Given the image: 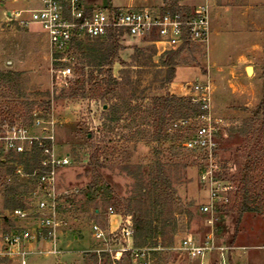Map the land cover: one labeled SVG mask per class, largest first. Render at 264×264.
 <instances>
[{"label":"rangeland","instance_id":"1","mask_svg":"<svg viewBox=\"0 0 264 264\" xmlns=\"http://www.w3.org/2000/svg\"><path fill=\"white\" fill-rule=\"evenodd\" d=\"M86 2L96 7L132 9H160L163 5V0ZM34 4V0H0V73L17 75L12 87L0 85V116L24 123L22 116L31 109L33 117L36 116L41 123L39 129H33L34 135H53L56 155L67 156L69 164L56 171L57 190L61 194L58 215L65 223L57 233V253L51 254L53 247L37 250L26 256V264H200V258L191 259L180 250L185 239H192L196 244L208 243L213 247L201 257L204 264H227V257L231 264L229 253L234 247L248 248L255 253L256 260L250 264H264L256 254L264 249V211L261 214H245L238 222L236 214L224 213L222 207H217L212 215L202 213L201 207L208 202V197L205 187L199 182L201 164L197 155L195 162L194 159L188 161L185 170L177 168L169 172L177 204L170 218L171 224L159 240L161 245L156 250H143V256L137 260L132 259L131 252L116 258L119 257L116 252L132 247L131 239L124 240L119 234L124 220L128 219L132 227L130 216L124 215V200L131 197L135 180L121 169L129 162L132 172L141 168L142 174H147V165L156 145L151 141L152 121L144 119V112L150 99L162 96L170 86L162 84L165 69L160 66L159 55L163 47H151L141 39H122L124 50L119 52L120 62L114 64L112 72L118 81L128 79L130 82V86L123 88L125 94L120 90L114 96H107L103 102L56 100L54 97L66 88H52L53 66L46 36L39 26L19 25L3 14L5 11L15 13L31 9ZM200 4L202 2L197 0H178V6L189 13ZM22 17L27 19L29 14L24 13ZM189 44L178 57L179 67L173 81L176 94L172 95L195 97V85L207 88L208 114L214 122H218L219 177L223 179L222 184L231 186L235 191L242 185L246 151H250H244L246 142L239 131L260 105L263 111L256 119V127L261 125L264 129V0L214 2L209 9L206 45ZM136 48L142 49L143 53H135ZM247 69H251L249 74ZM124 97L133 101V109L141 106V112L123 113L114 132L109 133L101 143V115L110 103ZM46 102L49 106L45 105ZM16 111H20L21 115ZM173 125L171 129L181 131ZM256 136V149L261 156L258 174L264 178V133H257ZM163 146L162 151H167L170 144ZM94 148L100 149L98 166L89 163ZM127 149L131 156L129 159V155L125 154ZM167 156L168 153L164 152L160 159L163 161ZM18 175L21 179L25 177L23 172ZM88 186L92 190L88 191ZM28 187L30 189L31 185ZM29 189L24 195L28 211L33 206L32 191L28 193ZM260 190L259 200L264 203V181ZM1 206L0 198V215L7 217L2 220L0 216L1 232L18 230L17 226H21L22 222L8 219L11 212H2ZM109 208L113 215L109 214ZM95 209H98V214L94 213ZM185 210L191 216L180 214ZM172 219L176 221L174 231ZM93 226L103 231L104 239H95ZM152 251L157 254L154 256ZM3 252L8 253L0 238V253ZM94 256L96 261L92 258ZM5 257L8 259L5 264H21L17 256Z\"/></svg>","mask_w":264,"mask_h":264},{"label":"built area","instance_id":"2","mask_svg":"<svg viewBox=\"0 0 264 264\" xmlns=\"http://www.w3.org/2000/svg\"><path fill=\"white\" fill-rule=\"evenodd\" d=\"M29 2L31 0H24ZM34 7L11 13L9 21L14 20L19 25H37L46 36L49 57L53 71L51 75L52 88H67L73 77L76 51L74 43L83 40L103 39L110 32H114L118 39H145L154 37L155 46L163 47L164 53L177 50L186 41L188 43L206 45L209 33V8L207 4L196 6L192 13L181 11L171 13L156 9H132L118 7H96L89 5L86 0H34ZM24 13L29 18L22 17ZM193 103H201V109L206 111L195 120L178 123L183 128L195 126L196 129L183 141L184 150L199 157L202 170L199 173V182L205 187L208 202L201 207L204 214L212 215L216 208L228 203V194L233 191L231 186L222 184L220 167L216 158L218 143V122H214L208 114L207 88L195 85ZM35 116V115H34ZM36 117V116H35ZM34 117V118H35ZM192 122H195L194 124ZM40 120L36 117L31 125L22 122H11L7 117L0 116V160L22 154H29L36 147L40 149L44 158L41 161V170L37 169L29 176L34 179L32 190L33 206L28 210L16 209L10 213L8 219L27 221L33 219L36 223L34 230H8L2 233L1 242L8 253H0V257L17 256L21 264H26L28 255L21 250V246L32 241H45L52 244L57 253L55 244L58 230L64 226L58 215L61 194L58 192L56 171L67 166L68 157L56 155L53 135L37 137L34 130L40 127ZM44 130V129H43ZM48 141L50 147L44 143ZM17 174H22L18 168ZM25 176V175H24ZM109 214H114L109 208ZM33 216V217H32ZM32 217V218H30ZM95 239L105 238L103 231L97 226L92 227ZM120 237L124 240L133 237V229L128 219L124 220L120 228ZM213 247L208 243L196 244L192 239H185L180 245L182 250L191 259L203 257ZM14 250V251H13ZM131 252L132 259L143 256V250L122 248L115 255L120 258L123 253Z\"/></svg>","mask_w":264,"mask_h":264},{"label":"trees","instance_id":"3","mask_svg":"<svg viewBox=\"0 0 264 264\" xmlns=\"http://www.w3.org/2000/svg\"><path fill=\"white\" fill-rule=\"evenodd\" d=\"M161 10L169 11L171 13H180L181 11L189 12L186 9L178 6V0H163V7ZM151 47H154V37L145 38L142 41ZM188 42H184L177 50H169L159 55L160 66L165 69V75L162 81L163 86H169L175 79L176 69L179 67L177 62L178 57L185 49L189 47ZM76 51V61L73 67V78L66 89H62L56 97V100H90L103 102L109 95H115L118 91L125 94L124 87L130 86V82L118 81L114 77L112 68L115 63L120 62L119 52L124 50L120 40L114 32H110L107 37L103 39L83 40L74 43ZM135 53L141 55L142 49H135ZM16 74L11 72L0 73V85L12 87L16 81ZM125 98V97H124ZM117 99L110 103L106 110L101 115L100 138L101 143L109 133H113L116 129L117 123L121 120L122 114L140 113L141 106L131 107L133 102L127 97L124 99ZM132 98V97H131ZM49 103L46 102L45 105ZM30 108V107H29ZM263 111L260 105L256 112L249 117L242 125L239 135L246 142L245 165L242 170L241 187L228 194V203L223 206L221 211L224 213H234L237 215V222L245 214H261L264 211V203L259 199L261 196V185L264 178L260 177L259 159L260 154L256 149V135L257 133H264L261 125L257 126V118ZM15 113V110H14ZM21 115L20 111H16ZM144 119L152 121L153 128L151 141L156 145L153 151V157L147 165V174H142V169L137 168L131 171L129 162L123 165L122 171L132 176L135 180V189L131 192V197L124 200V215L130 216L132 221L133 237L132 248L135 250H156L161 245L159 242L161 237H164V230L171 224V219L174 214V206L176 203V191L173 187L170 178V170L181 168L185 170L190 159H194L196 155L184 150L182 147L183 141L196 129L195 126L181 127L176 126L174 122H185L195 120L196 118L206 115L207 112L201 109V103H193L191 97H178L166 91L162 96L153 97L150 99V104L145 110ZM23 122L26 125H31L34 117L32 110L29 109L26 115H23ZM14 122V119L11 120ZM174 124V125H173ZM176 126L178 130L174 131L171 127ZM131 126V125H130ZM93 137L91 134H89ZM88 139V135L85 136ZM46 146L50 147L48 141L44 142ZM180 143V145H177ZM164 144H170L167 151H162ZM176 144V145H175ZM93 149V148H92ZM93 151L89 163L93 166L99 164V151ZM164 152L168 153V158L162 161L161 155ZM128 159L131 157L128 149L125 151ZM217 158V155H216ZM44 158L41 155L40 149L34 147L30 154H22L11 156L4 161L0 160V198L2 200V212H12L16 209H29L26 204L24 195L31 188L28 193L34 188V179L29 176L33 171L41 170V161ZM185 160L186 162H183ZM196 160L194 159V162ZM193 162V163H194ZM219 163V162H218ZM25 175L21 179L16 173L18 168ZM220 171H221V166ZM202 166L199 165V173ZM28 179H25V178ZM9 180V181H8ZM24 190V191H23ZM88 191L92 190L88 186ZM28 205V206H27ZM95 209L94 213H99ZM181 215L191 216L187 210L180 213ZM2 216V220L7 217ZM174 227L176 225L175 219ZM170 241V245H171ZM152 254L155 256L157 253ZM94 261L97 257H92ZM6 257H0V264L7 262Z\"/></svg>","mask_w":264,"mask_h":264},{"label":"crops","instance_id":"4","mask_svg":"<svg viewBox=\"0 0 264 264\" xmlns=\"http://www.w3.org/2000/svg\"><path fill=\"white\" fill-rule=\"evenodd\" d=\"M6 1L16 2L17 0H6ZM197 1H199L200 3L202 2V4H207L208 8L211 9L212 6L214 5V2H217L218 0H197ZM202 4H200V5H202ZM1 6H3V5H1ZM162 7H163V5H162ZM162 7H160V9ZM194 8H192V9H194ZM21 11H23V10H21ZM11 13H13V12L5 11L3 14L9 19V15ZM156 47H158V46H156ZM174 85H175V83L173 82L169 86L168 91L170 92V94H176V92L173 91L174 90L173 89ZM20 222H22V223H20L21 226H19V225H18L19 227L17 226L18 230H20V229L34 230V228L36 226V223L32 219L28 220V222L27 221H20ZM26 222H27V224H26ZM56 243L58 244V239L56 240ZM51 248H52V246H51L50 243L45 242V241H41V240L32 241L31 243H25V244H23L21 246V250L26 252L28 255L33 254L35 251H37V250L39 251L40 249H45V250L49 249L50 250ZM255 250H258V249H255ZM258 251L259 252H256V254H258L257 255L258 256V260L263 262L264 261V249L263 250L261 249V250H258ZM254 254L255 253H251L248 250V248L234 247V248L231 249V252L229 253V256H230L231 264H250L252 261L256 260L254 258ZM48 255H51V254H48ZM227 259H228L227 264H229L228 263L229 262V257H227ZM205 261H206V259H205ZM201 263L204 264V259L200 258V264Z\"/></svg>","mask_w":264,"mask_h":264},{"label":"bare ground","instance_id":"5","mask_svg":"<svg viewBox=\"0 0 264 264\" xmlns=\"http://www.w3.org/2000/svg\"><path fill=\"white\" fill-rule=\"evenodd\" d=\"M251 72V69H247V73L249 74Z\"/></svg>","mask_w":264,"mask_h":264}]
</instances>
